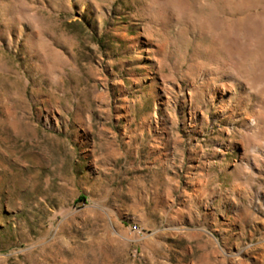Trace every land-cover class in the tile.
Here are the masks:
<instances>
[{"label": "rangeland", "instance_id": "1", "mask_svg": "<svg viewBox=\"0 0 264 264\" xmlns=\"http://www.w3.org/2000/svg\"><path fill=\"white\" fill-rule=\"evenodd\" d=\"M0 264H264V0H0Z\"/></svg>", "mask_w": 264, "mask_h": 264}]
</instances>
